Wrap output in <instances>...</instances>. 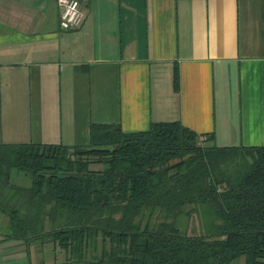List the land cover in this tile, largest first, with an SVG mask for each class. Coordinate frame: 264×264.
Listing matches in <instances>:
<instances>
[{
	"label": "crops",
	"instance_id": "obj_1",
	"mask_svg": "<svg viewBox=\"0 0 264 264\" xmlns=\"http://www.w3.org/2000/svg\"><path fill=\"white\" fill-rule=\"evenodd\" d=\"M81 9L64 29L56 0H0V142L85 144L92 123L134 131L177 119L217 145L264 144V0ZM6 224L0 212V264H72L50 240L5 235Z\"/></svg>",
	"mask_w": 264,
	"mask_h": 264
},
{
	"label": "trees",
	"instance_id": "obj_2",
	"mask_svg": "<svg viewBox=\"0 0 264 264\" xmlns=\"http://www.w3.org/2000/svg\"><path fill=\"white\" fill-rule=\"evenodd\" d=\"M0 212L5 235L50 240L72 264H261L264 144L217 145L177 119L92 123L85 144L0 142Z\"/></svg>",
	"mask_w": 264,
	"mask_h": 264
},
{
	"label": "built area",
	"instance_id": "obj_3",
	"mask_svg": "<svg viewBox=\"0 0 264 264\" xmlns=\"http://www.w3.org/2000/svg\"><path fill=\"white\" fill-rule=\"evenodd\" d=\"M60 9L59 23L64 29L77 27L82 21L81 0H56Z\"/></svg>",
	"mask_w": 264,
	"mask_h": 264
},
{
	"label": "rangeland",
	"instance_id": "obj_4",
	"mask_svg": "<svg viewBox=\"0 0 264 264\" xmlns=\"http://www.w3.org/2000/svg\"><path fill=\"white\" fill-rule=\"evenodd\" d=\"M91 166H92V168H94V167L96 168V167H100L101 165L100 164H92ZM159 217L160 216L154 217V220H157ZM178 223L181 226H183L188 231V233H198L202 229V227L200 226L198 218L194 215L193 216L183 215L180 219H178ZM4 232L6 233V228L4 229ZM58 249H60V248L58 247ZM58 257H60L59 253H58Z\"/></svg>",
	"mask_w": 264,
	"mask_h": 264
}]
</instances>
